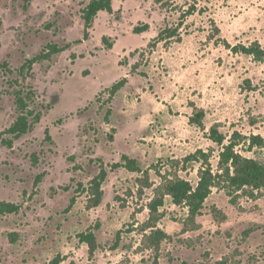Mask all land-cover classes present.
Listing matches in <instances>:
<instances>
[{
    "label": "rangeland",
    "instance_id": "374dc122",
    "mask_svg": "<svg viewBox=\"0 0 264 264\" xmlns=\"http://www.w3.org/2000/svg\"><path fill=\"white\" fill-rule=\"evenodd\" d=\"M88 3L0 0V133L18 116L15 90L35 92L29 109L41 114L11 148L0 140V201L21 208L0 215V264H264V189L216 187L193 222L167 197L157 226L169 238L156 251L143 232L163 178L196 186L200 164L184 167V158L202 150L217 172L222 148L209 139L212 127L227 140L236 132L264 140V63L226 46L264 49V0H113V13H99L84 40ZM143 23L149 32L134 34ZM178 26L180 40L147 53L162 29ZM48 44L70 48L22 76ZM124 77L108 103L104 91ZM195 108L205 112L203 129L189 122ZM237 152L264 160V148L245 141ZM123 155L152 188L141 191L143 173L113 169ZM102 168V202L90 208ZM88 232L99 245L92 256L79 239Z\"/></svg>",
    "mask_w": 264,
    "mask_h": 264
},
{
    "label": "trees",
    "instance_id": "16d2710c",
    "mask_svg": "<svg viewBox=\"0 0 264 264\" xmlns=\"http://www.w3.org/2000/svg\"><path fill=\"white\" fill-rule=\"evenodd\" d=\"M113 0H89V3L82 9V21L84 24V40H89L90 30L98 14L101 12L113 13ZM194 8L187 13L192 14ZM150 25L143 23L133 29V33L138 35L148 32ZM218 31V30H217ZM180 27L164 28L157 37L152 39L147 45V53L152 54L155 48L160 43H168L173 39L180 40ZM106 42V38H103ZM79 43V42H77ZM232 52L251 56L255 61L264 63V49L259 42H254L249 46L237 45L230 46L226 44ZM113 46L110 44V49ZM70 48V45L59 47L57 44H48L39 55L27 60L22 68L20 74L22 76L32 75L34 65L41 64L45 61H51L54 56L59 55ZM138 53V50L135 52ZM7 65L4 64L3 68ZM136 70V65L133 67ZM128 84V78L124 77L118 82L114 83L110 88L104 92L109 94L108 103H111L117 93L121 91ZM15 97V105L18 111V116L15 121L0 133V140L3 145L11 148L13 140H18L22 136L28 134L34 129L36 124L41 121V114L29 109V102L32 101L35 92L32 90L25 93L23 90H15L13 92ZM110 113V110L109 112ZM205 112L202 109L195 108V114L190 118L189 122L198 128L203 129V120ZM5 135L11 136V139L3 138ZM47 139L50 140L49 130H46ZM209 139L216 145L222 148L219 154V164L217 172H214L209 163L210 155L202 150L184 158L181 163L184 164H200L198 171V182L193 186L189 181L180 177L163 178L161 184L154 189V197L148 204L149 218L143 226V232L150 231L146 236V245L150 249L158 251L161 244L169 238V235L158 228L157 224L160 220V209L165 205V199L169 197L172 203L176 206H186L189 212V220L193 222L197 216L200 215L204 207L206 199L211 195L212 190L216 187L227 186L231 190H263L264 189V160L244 157L237 152V148L245 141L249 145V149L264 148V140L260 136H251L245 138L239 133H234L230 139L222 134L218 126H214L210 130ZM178 164V162H177ZM125 168L133 173H143V177L137 181L142 189L152 188L153 184L149 181L147 172H143L135 159L123 155L121 163L115 164L113 169ZM107 178V171L102 168L100 173L92 180L89 189L91 199L90 208L98 207L103 198V184ZM42 179L40 175L37 178L39 183ZM20 206L14 203L0 201V215L15 214L20 211ZM79 239L82 243L87 244L89 253L92 256L99 248L96 236L92 232L80 234ZM51 264H60V261L54 260Z\"/></svg>",
    "mask_w": 264,
    "mask_h": 264
},
{
    "label": "crops",
    "instance_id": "0c3cea01",
    "mask_svg": "<svg viewBox=\"0 0 264 264\" xmlns=\"http://www.w3.org/2000/svg\"><path fill=\"white\" fill-rule=\"evenodd\" d=\"M149 32V31H148Z\"/></svg>",
    "mask_w": 264,
    "mask_h": 264
}]
</instances>
